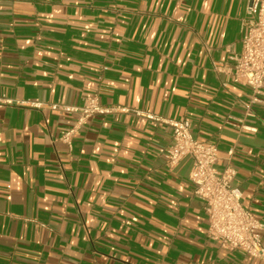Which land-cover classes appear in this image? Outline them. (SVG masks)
<instances>
[{
    "label": "crops",
    "instance_id": "obj_1",
    "mask_svg": "<svg viewBox=\"0 0 264 264\" xmlns=\"http://www.w3.org/2000/svg\"><path fill=\"white\" fill-rule=\"evenodd\" d=\"M248 4L0 0V99L26 103H0V264H264L208 239L192 158L166 159L165 121L221 168L233 148L264 244V97L232 80ZM93 96L114 112L79 125L59 108Z\"/></svg>",
    "mask_w": 264,
    "mask_h": 264
},
{
    "label": "built area",
    "instance_id": "obj_2",
    "mask_svg": "<svg viewBox=\"0 0 264 264\" xmlns=\"http://www.w3.org/2000/svg\"><path fill=\"white\" fill-rule=\"evenodd\" d=\"M248 17L245 21L247 35L241 40V50L231 56L234 62L232 80L254 90L253 101L264 97V0H248ZM24 105V102L0 99V103ZM33 107H39L33 103ZM252 105L245 106V117H252ZM62 110L79 113L78 124L88 119L110 114L114 109L101 105L97 96L90 97L83 107H59ZM147 118L162 121L155 115ZM173 131L172 142L166 150L167 165L175 167L184 157H191L193 168L191 183L194 196L204 205L208 222V239L224 249L239 250L264 263V244L261 231L263 224L242 203L240 189L233 186L236 170L233 167L234 149H230L224 167H219L221 157L214 143H202L195 139L185 121H165ZM242 124V121H241ZM243 131L257 132L256 128L241 125ZM75 129L63 136L69 141Z\"/></svg>",
    "mask_w": 264,
    "mask_h": 264
}]
</instances>
